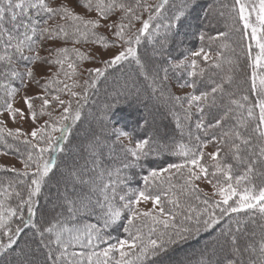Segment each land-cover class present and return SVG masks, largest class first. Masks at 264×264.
<instances>
[{
	"label": "snow or ice",
	"instance_id": "snow-or-ice-1",
	"mask_svg": "<svg viewBox=\"0 0 264 264\" xmlns=\"http://www.w3.org/2000/svg\"><path fill=\"white\" fill-rule=\"evenodd\" d=\"M199 7V0H74V5L58 6L49 0H0V115L6 112L13 121L30 119L33 124L48 117L30 132L9 128L0 119V145L13 149L11 138L26 146L22 168L0 164L4 172L15 174L0 177V264H41L35 255L41 248L43 264H168L177 245L217 228L218 235L205 242L195 264H264V0L221 5L232 27L250 41L241 45L250 77L239 82L250 80V87L239 95L229 90L235 84L231 74L219 82L203 80L221 68L222 51L213 56L200 47L182 58L169 51L173 44H183L181 30ZM157 20L162 22L153 26ZM227 35L218 32L207 40L211 45ZM199 39H206L205 32H199ZM57 40L96 44L101 52L88 54ZM142 40L151 45V55L143 58L138 53ZM110 46L118 51L104 57ZM97 58L103 66L88 69L83 81L77 79V62ZM130 58L152 97L168 106L181 133L187 130L188 141H173L150 115L131 124L113 119L122 111L117 100L104 105L99 130L73 143V125L81 120L89 89ZM184 72L190 80L181 79ZM174 76L179 92L172 90ZM32 85L42 91L29 94ZM249 91L254 102H249ZM21 92L26 108L14 106ZM65 93L68 99L62 98ZM194 117V125L189 124ZM193 127L205 139L194 135ZM209 143L215 145L212 152L205 151ZM15 151L20 152L18 146ZM165 153L181 161L154 167L151 158ZM135 169L146 170L143 187L129 186L134 177L126 173ZM202 180L211 185L210 192L200 187ZM45 188L55 192L46 194ZM41 195L51 203L38 208ZM142 202H150L151 208L140 207ZM85 211L95 214L97 222L69 226ZM225 218L228 223L221 226ZM125 220L127 238L110 242L105 230ZM249 222L258 230L247 231ZM26 230L30 235L20 246L18 238ZM76 247L81 250H71ZM182 264L193 260L186 257Z\"/></svg>",
	"mask_w": 264,
	"mask_h": 264
},
{
	"label": "trees",
	"instance_id": "trees-1",
	"mask_svg": "<svg viewBox=\"0 0 264 264\" xmlns=\"http://www.w3.org/2000/svg\"><path fill=\"white\" fill-rule=\"evenodd\" d=\"M179 3V0H176ZM234 3V0H199L200 7L197 8L196 13L189 17L187 21V26L181 30V36L179 37L182 39L184 37V33H190V37L188 40L185 39L183 44L179 47L173 44L172 47L169 49L171 55L173 57L186 55L189 53L190 50H199L200 47H204L206 51H212L216 53V51L220 50L223 53L224 60L221 62L220 69H212V72L215 73L213 76L212 73L206 74L203 77L205 83L208 82L209 77L215 80L216 82L220 81V78L224 75L231 74L234 77L235 84L229 90L237 91V95L240 94V91H243L245 88L250 87V80L247 83L240 85L239 82L241 80L247 79L250 77L251 69L247 68L248 60L246 55H242V48L241 45H247L249 40L243 38L242 31H236L231 24V21L228 18V10L221 9V5L227 4L229 8ZM217 9H221L225 11V16L221 17L219 15V11ZM205 15L212 21L209 23V19H205ZM162 21L157 20L153 22V26L155 23H161ZM236 27L242 29V25L237 20ZM203 31L206 34V39L201 41L199 39V32ZM218 32H226L228 33L225 40H217L213 44L209 45L207 40L208 36H216ZM183 40V39H182ZM66 44H71L72 41H63ZM228 43L230 47L228 49H220L219 45L221 43ZM73 44V43H72ZM87 44H76L78 47H82ZM184 49H188L187 52ZM138 53L141 57H145V55H151V45L148 44L146 40H142L140 46H138ZM231 59L234 61L233 64H229L226 61ZM80 61L77 62V67H79ZM204 65L201 62V65ZM238 65V67H237ZM231 69V72H229ZM181 79H188L186 72L181 73ZM17 86H19V82H15ZM176 84V78L173 77L172 84ZM237 86H239V90H237ZM137 89L140 90L139 94L137 95ZM173 90V89H172ZM201 90H207L205 88H201ZM119 93V95H117ZM2 94V93H0ZM198 94V93H197ZM246 94L249 95V102H254L255 97L251 94V92H247ZM119 101L120 107L117 109L122 110L117 114L116 117L113 119H121V123H133L135 119L142 115H150V119L154 118L155 124L161 131H164L172 138L173 141H188V132L185 130L181 133L180 129L176 127L175 118L169 114L168 106L162 105L158 100L152 97L151 91L149 89L148 82L145 81L144 77L139 75L137 65L135 64L134 60L124 61L121 63V66H116L115 70L109 69L106 76H102L98 79L97 85L95 88L89 89L88 99L82 102V117L80 121H77L75 125H73V133L71 135V139L73 143H77L86 136L91 131L99 130L100 125L103 121L100 120L102 110L105 104H111L114 101ZM177 113H179V109H176ZM258 111V110H257ZM153 114H156L154 117ZM189 124L194 125L195 117L192 121L188 122ZM194 135H200L202 139H205L203 133L197 132L194 127L192 128ZM219 129H217V133ZM114 139V138H113ZM206 139L211 140V136L206 137ZM9 143L14 144L13 149H5L3 145H0V150L12 154L14 156H18L23 159V153H25L26 146L20 142L13 141L11 138H8ZM193 143H195L193 141ZM213 144V143H212ZM18 146L20 152L15 151V147ZM226 151V149H225ZM106 152V150H105ZM58 156L60 154H57ZM223 156V152L221 153ZM153 166L159 167H167L169 163H177L181 161V158L178 156H173L170 153H165L159 157H152ZM226 162L232 163L230 157H225ZM108 163V161H106ZM146 174V170L142 171L140 169H135L134 172L130 171L126 173V175H131L134 178L129 182V186L132 188L143 187V181L141 176ZM238 174V173H237ZM4 176H12L14 177V173H6L3 169H0V177ZM175 182V181H174ZM259 183V181H257ZM127 191V189H125ZM55 192V189H44V193ZM39 204L37 207L46 206L51 203V201H46L44 196L41 195L39 198ZM13 205L17 203L15 199L10 201ZM26 212V209H25ZM240 218H244V214H240ZM96 215L89 214L88 212H83L79 215L76 221H70L69 226L72 223H76L77 225L85 224V223H96ZM121 226H113L105 230L106 235H108L111 239L110 242L115 243L117 239H124L127 238V233L123 231L122 224L126 223L125 221L119 222ZM228 223V219L222 222L224 224ZM259 223V221H258ZM247 231L258 230L254 229V226L249 222L246 224ZM219 229L217 228L215 232L209 230L206 233H202L199 237H195L188 242H185L182 245H177L175 249L170 253L168 262L171 264H182V261L186 257H191L193 260V264L195 261L199 259V252L203 248L206 241H208L211 237L218 235ZM30 233L26 230L25 233L18 238L20 241V246L24 244L25 237L29 236ZM199 241L200 244H199ZM241 243L243 244L244 241L242 240ZM106 246V245H103ZM191 246V247H190ZM15 247V246H14ZM32 247H36V241L32 242ZM190 247V248H189ZM74 251H80L81 249L76 247L75 249H71ZM179 250H184L182 254L177 255L176 253ZM37 260L43 264L45 259V249L41 248L38 253H35Z\"/></svg>",
	"mask_w": 264,
	"mask_h": 264
},
{
	"label": "rangeland",
	"instance_id": "rangeland-1",
	"mask_svg": "<svg viewBox=\"0 0 264 264\" xmlns=\"http://www.w3.org/2000/svg\"><path fill=\"white\" fill-rule=\"evenodd\" d=\"M49 2H50V4L52 6H58L60 3H68L69 5H74V0H49ZM149 2H153V0H149ZM75 11L79 13V12H83V9L81 7H75ZM146 16H147V13H144V18H146ZM253 20H254V17H253ZM139 26H140V24L137 23L136 27L138 28ZM98 30L101 33L107 34V31L104 28H100ZM249 32H250V30H249ZM190 36H191L190 33H187V35L182 37L183 41H185V39L188 40ZM56 43L58 45H61V46H67V47L75 46V47H78L76 45H73L72 43L68 45V44H66L64 42H61V40H57ZM249 43H250V41H249ZM183 47H185V44H183ZM253 48L255 49L254 43H253ZM81 50L84 51L85 53H88V54L100 53L101 52V47L99 45L89 43L88 45L82 46ZM116 51H118V48H112L110 46L109 49L103 50V56L104 57H110ZM191 51H197V50H190L189 53H187L186 55H189ZM210 54H212L213 56L215 55V53L212 52V51L210 52ZM41 55H46V53L43 50H41ZM253 55H255V51L253 52ZM201 62H203L202 58L200 60V63ZM79 63L80 64H79V67H78L77 79H79L80 81H83V79L88 77V71H87L88 69H91L93 67H102L103 66L102 62H101V60L99 58H97L95 60L80 61ZM201 66H203V64ZM53 70H55V69H53ZM172 89H173L174 92L181 91V89H179L175 83L172 84ZM77 90H79V89H77ZM27 91H28L29 94H35L37 92L42 91V89L36 87L35 85H32V86H30L28 88ZM182 91L187 92V91H189V89L184 88ZM22 95H23V92H21L20 95L15 97L14 106L20 107V108H26V106L23 104V101L21 99ZM62 98L68 99L67 94L66 93L62 94ZM36 103L39 104V101H37ZM59 112H60V109L56 108L55 109V114H59ZM153 116L155 117L156 114H153ZM0 119H3L5 121L6 126L9 127V128L22 127V129L25 132H30L32 127L38 126L39 124L43 123V121L45 119H48V117H46V116L41 117V118L38 119L36 124H33V122L30 119L29 120H25V121H19V120L13 121L10 117H8L7 113L5 112L2 115H0ZM214 150H215V145L212 144V143H209L207 145V147L205 148L206 152H212ZM4 153H5L4 151L0 150V164L5 165L6 167L14 166V167H16L18 169L23 167V165L20 162L22 158H20L18 156L16 157V156H14L12 154H8V153L4 154ZM198 183H199L200 187L203 188L205 191H209V192L211 191V185L208 184L207 181L202 180V181H200ZM140 207L145 208V209L151 208V203L150 202H147V203L142 202ZM200 242L201 241H199V244H200ZM183 251L184 250H179L176 254L177 255L182 254ZM168 259H169V257H168ZM168 264H171V263L168 262Z\"/></svg>",
	"mask_w": 264,
	"mask_h": 264
}]
</instances>
